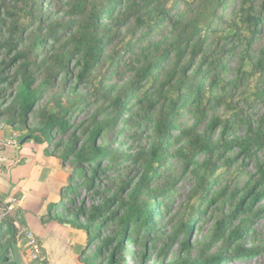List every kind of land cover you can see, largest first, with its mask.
Instances as JSON below:
<instances>
[{
	"label": "trees",
	"instance_id": "16d2710c",
	"mask_svg": "<svg viewBox=\"0 0 264 264\" xmlns=\"http://www.w3.org/2000/svg\"><path fill=\"white\" fill-rule=\"evenodd\" d=\"M262 29L264 0H0V49L12 56L0 63V84L11 89L3 114L8 126L29 130L19 142L45 145L63 165L72 163L67 197L91 188L99 161L122 159L100 138L117 128L149 132L148 147L135 160L143 177L117 208L123 215L114 237L100 239V231L116 218L115 197L75 212L59 201L56 211H61L52 213V220L100 240L95 256L113 247L108 264H114L127 234L150 231L160 204L144 183L162 166L175 162L193 178L188 218L180 226L187 236L203 204L216 202L207 200L214 182L235 164L239 169L240 157L262 153L254 186L260 190L253 196V187L239 197L222 231L249 198V206L264 199V114L250 113L254 104H264V44L253 49ZM10 64L15 71L8 81L3 70ZM89 108L94 116L76 137L71 116ZM71 131L66 141L55 139ZM85 163L93 167L90 176ZM235 197L236 192L225 194L223 202ZM2 225L13 229L12 218ZM248 230L230 231L228 243ZM10 249L9 242L5 250L0 246V264ZM233 254L264 256V241L255 249L237 246ZM227 259L221 254L202 264Z\"/></svg>",
	"mask_w": 264,
	"mask_h": 264
},
{
	"label": "rangeland",
	"instance_id": "374dc122",
	"mask_svg": "<svg viewBox=\"0 0 264 264\" xmlns=\"http://www.w3.org/2000/svg\"><path fill=\"white\" fill-rule=\"evenodd\" d=\"M232 7V2L230 3ZM1 43V40H0ZM264 44V29L256 36V42L253 45L254 50H258ZM12 56L5 54V51L0 49V63L11 61ZM235 60L230 58L229 67L233 69ZM73 65H71V70ZM15 71V65L10 64L3 70L4 75L11 80V76ZM74 71V70H73ZM10 79V80H9ZM72 82V81H71ZM75 81L72 82L74 86ZM83 89V87H79ZM11 89L8 85L0 84V128L8 129L10 120L6 119L3 114L5 109L9 106L11 99L9 95ZM251 114L263 115L264 104L256 103L252 107ZM94 116V110L83 109L71 116L72 130L76 137H80V132L90 124ZM14 131L25 137L29 135V130L19 129L14 127ZM123 128H117L109 131L104 137L100 138L103 146H108L115 152L116 156L122 158L109 162L108 160L99 161L98 172L96 178L90 189L78 188L75 192V197L65 194V191L60 194L55 202H52L49 211L43 217L35 215L33 217V224L40 226L47 224L52 220V213H59L56 211L57 202L61 201L64 208L76 211L80 207L90 210L97 206L102 201L116 198L112 205V211H116V218L105 225L100 231V239H107L114 237L117 231L118 219L122 217L123 211L117 210L119 204L128 200L132 193V189L143 177V168L136 162V155L143 149L148 147L149 132L129 133L123 132ZM79 132V134H77ZM120 132L122 135L116 136ZM72 131L67 133L65 137L55 136V139L66 141ZM132 138H130L131 136ZM123 135L125 138H123ZM27 141V140H26ZM232 156L231 158H233ZM238 162L242 161V166L237 169L235 164L233 169L229 170L224 177H221L218 182H214L211 189L208 191V198L216 199V202L203 204V214L190 235L187 236L182 232L180 226L188 218L187 208L189 197L194 189V181L190 174V170H185L179 164L172 162L167 166H162L157 170V174L151 178L144 187H147L148 195L156 198V202L160 206H156L153 213V223L150 226V231L143 234L140 232H130L127 234V240L124 244L122 252L115 257L114 264H178L182 261L202 264L211 257L218 255L228 256L229 259L221 264H264V256L256 254L248 258H232L235 247H240L243 250L255 249L262 245L264 241V199L256 200L249 206V201L241 209V213L235 218L231 219L229 224L223 229V223L227 221L234 213L235 205L238 199L245 191L252 189L258 181L260 174L258 173V165L262 161V153L258 152L250 158L240 157ZM65 170L71 173L73 171L72 163L64 164ZM86 176H90L92 165L87 163L82 165ZM70 183V180H69ZM216 184V185H215ZM255 188V187H254ZM65 190H68L67 187ZM260 190L256 187L253 192L255 196ZM236 192V197L223 202L225 194L231 195ZM252 196V197H253ZM71 198V200H70ZM148 199V198H143ZM69 203V204H68ZM55 211V212H54ZM1 212L0 225L10 216ZM13 229L0 226V246L5 247L10 243L6 260L1 264H41L42 253L39 260H31L28 248L26 247V231H31L32 226L28 230L25 223L14 216L12 219ZM219 223H221L219 225ZM249 228L245 235L232 243H228L227 235L230 231L236 228ZM33 230V229H32ZM35 236V235H34ZM84 233H78L79 238H84ZM40 246V237L35 236ZM100 240L87 239L85 244L81 242L76 243L74 250L77 256L82 257V262L90 261L92 264H108V257L113 251V247L106 250L101 255L95 256V252L99 247Z\"/></svg>",
	"mask_w": 264,
	"mask_h": 264
},
{
	"label": "crops",
	"instance_id": "0c3cea01",
	"mask_svg": "<svg viewBox=\"0 0 264 264\" xmlns=\"http://www.w3.org/2000/svg\"><path fill=\"white\" fill-rule=\"evenodd\" d=\"M19 138L14 128H0V214L5 212L7 200L15 201V211L9 216L32 226L31 232L40 237L41 264H85L81 260L85 256H77L74 250L76 243L85 244L84 231L53 220L40 226L33 224V217H43L50 204L70 185L69 172L45 145L30 140L21 144ZM79 232L84 233V238L78 240Z\"/></svg>",
	"mask_w": 264,
	"mask_h": 264
},
{
	"label": "built area",
	"instance_id": "2783aa9c",
	"mask_svg": "<svg viewBox=\"0 0 264 264\" xmlns=\"http://www.w3.org/2000/svg\"><path fill=\"white\" fill-rule=\"evenodd\" d=\"M16 144V143H15ZM5 204V213L11 215L15 211L14 200H7ZM26 247L28 248L31 260H39L41 256V249L36 240V237L31 231H26Z\"/></svg>",
	"mask_w": 264,
	"mask_h": 264
},
{
	"label": "water",
	"instance_id": "95a60500",
	"mask_svg": "<svg viewBox=\"0 0 264 264\" xmlns=\"http://www.w3.org/2000/svg\"><path fill=\"white\" fill-rule=\"evenodd\" d=\"M26 140H27V139H23L22 142H21V144H24V143L26 142Z\"/></svg>",
	"mask_w": 264,
	"mask_h": 264
}]
</instances>
